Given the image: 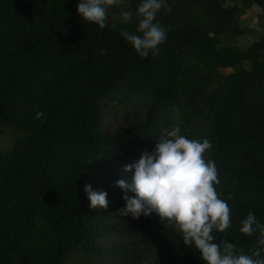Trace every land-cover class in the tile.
<instances>
[{
  "label": "trees",
  "instance_id": "trees-1",
  "mask_svg": "<svg viewBox=\"0 0 264 264\" xmlns=\"http://www.w3.org/2000/svg\"><path fill=\"white\" fill-rule=\"evenodd\" d=\"M226 1L165 0L171 12L154 22L166 40L142 58L120 34L136 33L139 18L120 12L142 0L109 6L103 29L78 15L80 0H0V264H64L99 249L113 258L122 250L102 247V233L139 243L123 250L131 264H206L155 212L118 215L124 191L109 188L97 210L84 191L93 173L138 162L174 127L211 144L204 159L230 208L227 236L214 230L212 243L227 239L235 255L264 247L259 231H239L250 211L264 225V38L236 44L248 31L241 15L255 4L264 16V0ZM112 121L121 124L109 130ZM108 219L124 226L108 232Z\"/></svg>",
  "mask_w": 264,
  "mask_h": 264
},
{
  "label": "clouds",
  "instance_id": "clouds-1",
  "mask_svg": "<svg viewBox=\"0 0 264 264\" xmlns=\"http://www.w3.org/2000/svg\"><path fill=\"white\" fill-rule=\"evenodd\" d=\"M123 3L124 0H80L78 15L87 24L94 23L103 29L107 26L108 7ZM161 9L171 12L165 0H142L135 13L130 10L120 12L124 23L131 21L133 15L139 18L136 33L125 28L120 34L142 58L150 51L156 55L158 45L166 40L167 29L154 22ZM100 52L106 54L104 49ZM42 116L43 113H37L35 118ZM180 132L179 127L165 129L153 152L146 151L138 162L126 165L124 170L133 175L131 183L116 182L115 186L125 193V207L118 215L139 220L141 215L148 217L155 212L161 222H166L167 228L174 225L182 234L184 244L194 246L206 264H264V258H260L264 247L252 251V256L257 257L253 259L244 254L235 255V245L227 239L221 245L212 243L214 230L227 236L230 208L226 201L218 198L214 187L220 183L215 163L204 159V153L211 148L210 142L207 139L202 142L190 140ZM84 191L93 210L107 209L106 192L93 191L90 185H85ZM241 224L239 231L245 235L259 231L258 244L264 246V225L256 220L253 212L250 211Z\"/></svg>",
  "mask_w": 264,
  "mask_h": 264
},
{
  "label": "rangeland",
  "instance_id": "rangeland-1",
  "mask_svg": "<svg viewBox=\"0 0 264 264\" xmlns=\"http://www.w3.org/2000/svg\"><path fill=\"white\" fill-rule=\"evenodd\" d=\"M226 4H232L231 0H227ZM262 10L259 6L253 4L250 8L246 9L241 15V24L248 26V31L245 35L239 36L236 38V44L238 48H242L250 43L252 40H255L259 37L264 38V16L262 15ZM231 67L221 68V71L225 74L232 72ZM121 124L120 121H112L108 127L109 130H112L116 126ZM119 158H123V155H118ZM126 165L118 166L111 171L100 170L93 173L91 187L93 191H107L111 188L114 191L121 192L123 191L116 185L117 181L123 180L127 183H131L133 173L126 172ZM124 221L120 219H108L104 222V226L107 231H111V226H117L121 228L124 226ZM97 242L102 247H108L110 245H117L122 251L114 252L115 257L110 255L101 254L98 251L95 253L84 252L79 255H73L70 258H67L64 264H131L129 255L126 254L123 250H133L140 248L139 243L135 239H131L122 235H113L111 233H102L101 236L97 239ZM150 258H143V263L149 261Z\"/></svg>",
  "mask_w": 264,
  "mask_h": 264
}]
</instances>
